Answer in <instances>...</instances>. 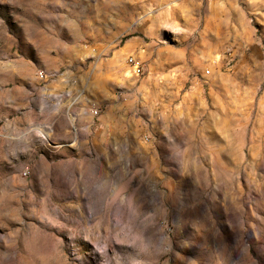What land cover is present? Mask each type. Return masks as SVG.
<instances>
[{"label": "rangeland", "instance_id": "1", "mask_svg": "<svg viewBox=\"0 0 264 264\" xmlns=\"http://www.w3.org/2000/svg\"><path fill=\"white\" fill-rule=\"evenodd\" d=\"M0 264H264V0H0Z\"/></svg>", "mask_w": 264, "mask_h": 264}, {"label": "built area", "instance_id": "2", "mask_svg": "<svg viewBox=\"0 0 264 264\" xmlns=\"http://www.w3.org/2000/svg\"><path fill=\"white\" fill-rule=\"evenodd\" d=\"M129 64L131 65V67L133 68V71L136 74H140L143 71V63L142 60L138 59L136 56H130L128 58ZM38 76L40 78H45L46 74L43 70H39L38 72ZM99 112V108H94L93 113L97 114ZM28 169L24 170V174L27 175L28 174Z\"/></svg>", "mask_w": 264, "mask_h": 264}]
</instances>
